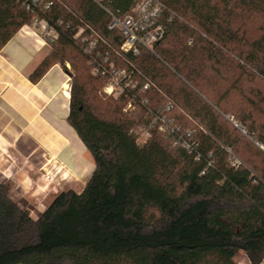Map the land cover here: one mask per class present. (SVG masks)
<instances>
[{"label":"trees","instance_id":"obj_1","mask_svg":"<svg viewBox=\"0 0 264 264\" xmlns=\"http://www.w3.org/2000/svg\"><path fill=\"white\" fill-rule=\"evenodd\" d=\"M26 1L0 0V49L35 18L55 27L30 79L57 63L70 74L68 122L95 169L80 192L60 190L37 218L0 180V264H239L240 250L260 264L264 0H159L165 35L153 51L130 55L153 84L119 97L104 90L76 36L81 27L96 36L79 14L90 0ZM138 1L102 2L125 15ZM110 20L103 12L90 25L117 45ZM157 114L191 147L160 129Z\"/></svg>","mask_w":264,"mask_h":264},{"label":"crops","instance_id":"obj_2","mask_svg":"<svg viewBox=\"0 0 264 264\" xmlns=\"http://www.w3.org/2000/svg\"><path fill=\"white\" fill-rule=\"evenodd\" d=\"M50 50L32 24L0 49V180L11 184L18 203L36 209L34 218L60 190L80 192L95 169L92 154L68 122L70 74L57 63L39 81L30 79ZM45 172L53 174L51 181Z\"/></svg>","mask_w":264,"mask_h":264},{"label":"built area","instance_id":"obj_3","mask_svg":"<svg viewBox=\"0 0 264 264\" xmlns=\"http://www.w3.org/2000/svg\"><path fill=\"white\" fill-rule=\"evenodd\" d=\"M39 0L26 1V6L30 8ZM103 0H90L79 9V14L92 21L100 13L106 12L111 16L108 23L110 30H118L122 36L120 43L113 44L105 36L98 34L90 25L95 37L90 38L83 35L84 28L81 27L76 36L81 37L83 47L92 53V72L105 78L104 90L114 96L119 97L130 93L133 89L143 87L147 89L153 82L131 60V54L140 53L141 49L147 48L153 51L154 44L165 35V25L161 21L163 5L159 0H140L132 8L131 12L125 15H118L106 7ZM50 4L47 3L48 7ZM95 5L93 9L90 6ZM32 25L39 27L40 34L45 38H56L58 33L54 26L48 24L45 19L35 18ZM103 42L110 49H101L99 45ZM103 47V46H101ZM144 79H140V77ZM135 105L128 102L127 109H133ZM170 107L168 104L167 108ZM156 119L160 122V129L168 135H172L176 142L183 147L190 148L191 145L182 134L178 133V128L174 121L165 114H157ZM148 133H144L147 137ZM43 176L47 180L53 179V174L45 172Z\"/></svg>","mask_w":264,"mask_h":264},{"label":"rangeland","instance_id":"obj_4","mask_svg":"<svg viewBox=\"0 0 264 264\" xmlns=\"http://www.w3.org/2000/svg\"><path fill=\"white\" fill-rule=\"evenodd\" d=\"M50 203V202H49ZM22 206L26 207V208H32V205L26 204V203H20ZM30 210V209H29ZM36 209H33V211H30L31 215H36ZM34 217V216H33ZM235 260L239 263V264H250L249 259L247 257V255L245 254V251L241 250L239 251L236 256H235Z\"/></svg>","mask_w":264,"mask_h":264}]
</instances>
